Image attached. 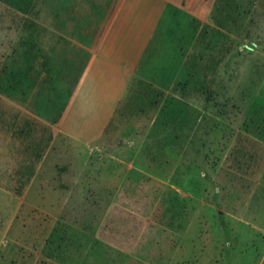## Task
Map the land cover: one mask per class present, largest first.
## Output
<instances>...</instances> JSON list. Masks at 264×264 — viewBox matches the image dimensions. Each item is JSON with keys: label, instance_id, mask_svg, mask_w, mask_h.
<instances>
[{"label": "rangeland", "instance_id": "374dc122", "mask_svg": "<svg viewBox=\"0 0 264 264\" xmlns=\"http://www.w3.org/2000/svg\"><path fill=\"white\" fill-rule=\"evenodd\" d=\"M16 118L6 264H264V0H166L96 149Z\"/></svg>", "mask_w": 264, "mask_h": 264}, {"label": "crops", "instance_id": "0c3cea01", "mask_svg": "<svg viewBox=\"0 0 264 264\" xmlns=\"http://www.w3.org/2000/svg\"><path fill=\"white\" fill-rule=\"evenodd\" d=\"M165 8L166 0H60L40 15L0 14V102L6 105L0 109V190L19 188L14 164L26 124L16 113L77 146L102 145ZM0 225V264H6Z\"/></svg>", "mask_w": 264, "mask_h": 264}]
</instances>
